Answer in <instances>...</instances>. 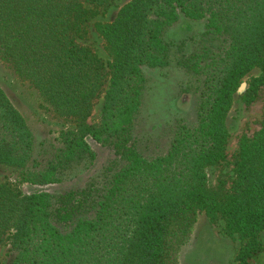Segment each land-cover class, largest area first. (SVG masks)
Returning a JSON list of instances; mask_svg holds the SVG:
<instances>
[{"label": "trees", "instance_id": "trees-1", "mask_svg": "<svg viewBox=\"0 0 264 264\" xmlns=\"http://www.w3.org/2000/svg\"><path fill=\"white\" fill-rule=\"evenodd\" d=\"M112 1L0 0L1 58L74 123L40 135L0 87V167L20 186L43 187L91 168L87 138L115 157L63 192L0 184L7 264H180L202 215L219 217L224 234L240 241L235 264H256L264 254V122L242 139L227 189L212 190L208 171L226 159L236 99L251 104L264 87V0H129L95 24L104 63L77 35ZM181 18L202 29L167 40ZM145 68L178 71L177 105L192 102L195 112L193 123L169 120L165 150L146 135V153L135 135L151 90Z\"/></svg>", "mask_w": 264, "mask_h": 264}, {"label": "rangeland", "instance_id": "rangeland-1", "mask_svg": "<svg viewBox=\"0 0 264 264\" xmlns=\"http://www.w3.org/2000/svg\"><path fill=\"white\" fill-rule=\"evenodd\" d=\"M129 0H113L108 8L97 9V14L88 22L82 33L77 35V43L89 48L104 63L107 54L103 47L102 38L95 31V24L112 20L118 9ZM202 22H193L181 18L167 33V40L181 42L196 35L202 29ZM144 74L151 80V90L145 98L144 108L135 127V135L140 140L141 147L146 153V135H152L160 150H165L169 137V120L176 117L185 119L188 123L195 120L192 102L181 110L178 107L180 98V73L174 69L148 70ZM244 86V85H243ZM0 87L14 102L19 110L25 114L30 126L40 135L49 130L71 129L73 120L59 115L40 95V93L26 80L16 74L13 67L0 56ZM102 97L93 105L90 118L93 125L99 121ZM264 122V87L257 99L251 104H244L236 99L227 119L228 141L226 145V159L217 167L208 171V185L212 190L220 183L227 189L232 176V164L237 156L242 139H252L261 129ZM87 142L95 153V161L91 168L77 179L59 185L28 186L18 185L9 172L0 167V184H10L24 193L35 191L63 192L71 188L80 187L91 175L98 173L103 167L114 160L113 152L87 138ZM154 144V143H152ZM153 146V145H152ZM223 222L219 217L211 221L208 217L200 216L193 237L180 256V264H235L234 258L240 245L235 237L224 234ZM264 245V231L260 234ZM7 247L0 246V264L8 263ZM256 264H264V254L255 260Z\"/></svg>", "mask_w": 264, "mask_h": 264}]
</instances>
